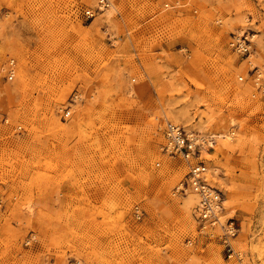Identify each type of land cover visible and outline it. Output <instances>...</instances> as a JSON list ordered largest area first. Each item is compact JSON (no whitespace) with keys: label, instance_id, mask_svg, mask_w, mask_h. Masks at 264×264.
Here are the masks:
<instances>
[{"label":"rangeland","instance_id":"1","mask_svg":"<svg viewBox=\"0 0 264 264\" xmlns=\"http://www.w3.org/2000/svg\"><path fill=\"white\" fill-rule=\"evenodd\" d=\"M109 1L0 0V264H238L175 192L165 121L216 136L219 218L264 264V0Z\"/></svg>","mask_w":264,"mask_h":264},{"label":"built area","instance_id":"2","mask_svg":"<svg viewBox=\"0 0 264 264\" xmlns=\"http://www.w3.org/2000/svg\"><path fill=\"white\" fill-rule=\"evenodd\" d=\"M95 2L94 11L103 12L110 7L109 0H95ZM94 11H85L87 18L93 17ZM230 46L238 54H247L249 52L250 40L247 36H244L243 39L233 40ZM8 65V71L5 77L7 80H12L11 60ZM239 79L241 80L242 78ZM258 88L263 90L260 86ZM5 120L6 119H3L4 123ZM20 128L21 126L16 127V129ZM163 135L165 142L161 148L164 152L171 156H180L188 162L189 160L191 161V163L187 165L188 171L184 180L175 188V192L186 194V191H189L197 198L193 207V216L197 223L198 234L209 237L212 235V232L218 228L219 233L215 235L214 238L219 240L227 259L232 258L236 260L238 264H249V261L245 260L244 254L235 250L232 244V240L236 238L240 229L239 226L235 224V219L228 218L224 223L220 221L219 217L223 211V194L217 187L210 185L205 176L206 168L204 159L201 157V151L205 146L210 148L212 140L208 139L203 142L198 138V135L194 134L195 136H192L183 126L170 122L165 124ZM133 213L136 217L135 219L139 220L141 219L140 217L143 211L138 205H135ZM32 240H34L33 234L26 239L25 243L28 244Z\"/></svg>","mask_w":264,"mask_h":264},{"label":"bare ground","instance_id":"3","mask_svg":"<svg viewBox=\"0 0 264 264\" xmlns=\"http://www.w3.org/2000/svg\"><path fill=\"white\" fill-rule=\"evenodd\" d=\"M258 80V79H257ZM3 119H6V118H2V121H3ZM8 122V120L6 119L5 120V123H7ZM168 122H170V123H173V124H176V123H174V122H171V121H165V123H164V125H163V127H162V136H163V138H164V135H163V128H164V126H165V124L166 123H168ZM177 125H179V124H177ZM181 126V125H180ZM158 127H161L160 125L158 126ZM186 130V129H185ZM189 134H191L192 136H195L194 134H196V135H198V138L199 139H201V141H206V140H208V139H211L212 140V138H216V136H212V138L211 137H209V138H205V137H201V135H199L197 132H195V131H190V130H186ZM197 137V136H196ZM218 138V137H217ZM198 139V140H199ZM164 142H165V138H164V141H163V144H164ZM212 142V144H213V140L211 141ZM162 144V145H163ZM212 144H211V147L210 148H208L207 146H205L204 147V149L201 151V155H202V153H203V151H205V150H210L211 148H212ZM184 160V159H183ZM187 164H189V163H191V161L189 160V162L188 161H186V160H184ZM205 168H206V166H205ZM172 170V169H171ZM188 171V170H187ZM173 172V171H172ZM207 172H208V169L206 168V173H205V176H206V179H207V181H208V177H207ZM175 173V172H174ZM187 173V172H186ZM210 175V174H209ZM176 177V174H173L172 176H171V179L172 178H174V177ZM208 183H209V181H208ZM211 185V184H210ZM178 186V185H177ZM176 186V187H177ZM189 194H192V193H190L189 192ZM196 201H197V198H196ZM221 221V220H220ZM223 223V222H222Z\"/></svg>","mask_w":264,"mask_h":264}]
</instances>
